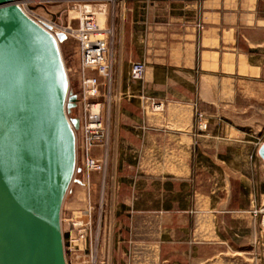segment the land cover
<instances>
[{
  "label": "crops",
  "instance_id": "crops-1",
  "mask_svg": "<svg viewBox=\"0 0 264 264\" xmlns=\"http://www.w3.org/2000/svg\"><path fill=\"white\" fill-rule=\"evenodd\" d=\"M108 24L109 144L91 154L109 165L90 182L93 217L115 235L113 264H228L245 231L256 243L253 209L264 204V0H122ZM137 61L146 71L132 80ZM86 182L84 168L68 216L86 211Z\"/></svg>",
  "mask_w": 264,
  "mask_h": 264
},
{
  "label": "water",
  "instance_id": "water-1",
  "mask_svg": "<svg viewBox=\"0 0 264 264\" xmlns=\"http://www.w3.org/2000/svg\"><path fill=\"white\" fill-rule=\"evenodd\" d=\"M63 37L0 0V264H67L61 216L78 127L67 113L78 97Z\"/></svg>",
  "mask_w": 264,
  "mask_h": 264
},
{
  "label": "rangeland",
  "instance_id": "rangeland-1",
  "mask_svg": "<svg viewBox=\"0 0 264 264\" xmlns=\"http://www.w3.org/2000/svg\"><path fill=\"white\" fill-rule=\"evenodd\" d=\"M17 1L21 6L23 5L22 7L30 17L35 20H41L45 23H49L57 29L60 27H66V23L69 20H71L72 23H76L74 26L72 25V27L77 28L79 26L78 18L80 17L82 7L84 5L93 4V2L91 3L92 0H48L42 4L34 3L29 5H24L25 0ZM121 1L122 0L116 1L114 5H118ZM112 5V3L109 4V9ZM59 31H57V33H61ZM60 48L70 81V93L77 95L78 97L76 107L67 114L69 119L78 120V127L76 128V125L74 126L77 139V162L74 178L82 180L86 165L82 134L84 107L81 89L79 42L75 37L64 33L63 41L60 43ZM104 100L105 99L102 98V101ZM104 102H109V97ZM263 141L264 135L260 142ZM91 157L94 158L92 154ZM108 165L109 163L107 157L106 168H108ZM79 170L82 172L80 173ZM85 175L87 180L88 177L86 171ZM255 178L256 177L254 176V179ZM258 179L260 181L259 186L263 187L264 174H261ZM70 190L78 193L82 192V189L74 183L71 184ZM261 190H264V188ZM71 199L72 195H68L65 198L64 204H69ZM86 204L88 208V201ZM79 212L83 211L77 209L76 212L68 216L64 211V207L62 208L61 219L67 264H113V246L115 235L113 230H111L109 220L106 218V220L98 221V219L95 220L93 217L91 233L87 232L85 241L78 242L76 241L78 239V229L74 228L71 224V220L72 218L78 217L80 215ZM253 216L256 218L253 227V233L254 235H257L255 241L256 243L251 246H247L249 240L252 238L251 236H247V232L244 230L243 226H241L242 232L243 230L245 231V235L239 239L241 243V245H239L243 247L238 248V250H242L243 252L238 255H229L228 264H264V204H262V202L259 201V204L255 205L253 209ZM245 229L248 230L247 228ZM235 250H237V248Z\"/></svg>",
  "mask_w": 264,
  "mask_h": 264
},
{
  "label": "built area",
  "instance_id": "built-area-1",
  "mask_svg": "<svg viewBox=\"0 0 264 264\" xmlns=\"http://www.w3.org/2000/svg\"><path fill=\"white\" fill-rule=\"evenodd\" d=\"M47 1L25 0L24 5L42 4ZM116 1L118 0H92L91 3L93 2V4L84 5L78 18L79 26L77 28L66 26L57 29L49 23L34 19L41 25L49 27L52 32L60 30L59 32L75 37L79 42L84 107L82 134L85 150V171L88 177L86 182L88 208L86 211L79 212L80 215L71 220L74 228L78 229V239L76 240L78 242L85 241L87 232L91 233L92 230L94 207L91 199L90 174L99 172L103 177L107 175V154L101 159H94L91 157V152L95 147L104 148L106 151L109 144V130L105 126L102 116L104 101L111 95L112 82V28L108 24L109 4H115ZM19 6L23 8V5L19 4ZM197 28L201 32L203 25L198 23ZM145 71L144 62H134L131 67V79H142ZM102 98L105 100L102 101ZM195 124L199 132H205L208 129L207 118L198 108L195 109Z\"/></svg>",
  "mask_w": 264,
  "mask_h": 264
},
{
  "label": "bare ground",
  "instance_id": "bare-ground-1",
  "mask_svg": "<svg viewBox=\"0 0 264 264\" xmlns=\"http://www.w3.org/2000/svg\"><path fill=\"white\" fill-rule=\"evenodd\" d=\"M23 9V8H22ZM24 10V9H23ZM25 11V10H24ZM57 32H53V34H56Z\"/></svg>",
  "mask_w": 264,
  "mask_h": 264
}]
</instances>
